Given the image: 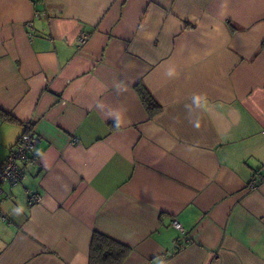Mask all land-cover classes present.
<instances>
[{
    "label": "crops",
    "instance_id": "crops-1",
    "mask_svg": "<svg viewBox=\"0 0 264 264\" xmlns=\"http://www.w3.org/2000/svg\"><path fill=\"white\" fill-rule=\"evenodd\" d=\"M0 111V264H264V0H0Z\"/></svg>",
    "mask_w": 264,
    "mask_h": 264
},
{
    "label": "built area",
    "instance_id": "built-area-1",
    "mask_svg": "<svg viewBox=\"0 0 264 264\" xmlns=\"http://www.w3.org/2000/svg\"><path fill=\"white\" fill-rule=\"evenodd\" d=\"M89 38L90 34L88 32H80L75 41L77 48L83 47ZM38 141V135L32 131L30 124H25L23 134L0 164V196L4 186L13 187L20 183L23 177V169H28L32 163L31 150ZM75 141L73 140V143ZM256 185L257 182L255 180L249 183L250 188H255ZM29 200L33 203H39L41 197L38 193H31L29 194ZM173 225L181 229L176 220L173 221Z\"/></svg>",
    "mask_w": 264,
    "mask_h": 264
},
{
    "label": "trees",
    "instance_id": "trees-1",
    "mask_svg": "<svg viewBox=\"0 0 264 264\" xmlns=\"http://www.w3.org/2000/svg\"><path fill=\"white\" fill-rule=\"evenodd\" d=\"M136 91L140 97V100H141L148 116L153 117V116L157 115L159 113V111L161 110V106L153 98V96L150 94V92L147 90V88H145L142 84H139L136 86ZM0 118H2L4 120L11 121V122L12 121L16 122V120L13 117H11L8 114H5L4 112H1V111H0ZM24 126H25V124H24ZM23 132H24V130H23ZM23 132H22V134H23ZM21 135L19 136V138L21 137ZM19 138H18V140H19ZM15 145H16V143H15ZM14 146H12L9 149V151ZM127 254H128V248L125 245L115 241L112 238L104 236L100 233H95L92 237V240H91L89 264H122L124 262V260L126 259Z\"/></svg>",
    "mask_w": 264,
    "mask_h": 264
},
{
    "label": "clouds",
    "instance_id": "clouds-1",
    "mask_svg": "<svg viewBox=\"0 0 264 264\" xmlns=\"http://www.w3.org/2000/svg\"><path fill=\"white\" fill-rule=\"evenodd\" d=\"M167 75H168L169 77H173V76H175V75H176L175 69H170V70L168 71ZM115 124H116L117 127L120 126V121H119V119H117V120L115 121ZM194 126L198 128V127H199V124L197 123V124H195Z\"/></svg>",
    "mask_w": 264,
    "mask_h": 264
},
{
    "label": "rangeland",
    "instance_id": "rangeland-1",
    "mask_svg": "<svg viewBox=\"0 0 264 264\" xmlns=\"http://www.w3.org/2000/svg\"><path fill=\"white\" fill-rule=\"evenodd\" d=\"M28 124H30V123H28ZM30 126H31V124H30Z\"/></svg>",
    "mask_w": 264,
    "mask_h": 264
}]
</instances>
